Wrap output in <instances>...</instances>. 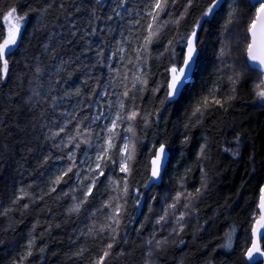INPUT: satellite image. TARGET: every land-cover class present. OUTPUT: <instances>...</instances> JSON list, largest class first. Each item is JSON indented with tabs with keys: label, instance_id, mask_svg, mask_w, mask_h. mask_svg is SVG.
<instances>
[{
	"label": "trees",
	"instance_id": "obj_1",
	"mask_svg": "<svg viewBox=\"0 0 264 264\" xmlns=\"http://www.w3.org/2000/svg\"><path fill=\"white\" fill-rule=\"evenodd\" d=\"M61 2L68 4L70 0H55L52 8L41 12L46 0H0V13H6L11 7H16L18 13L32 9L25 21L26 27L22 29V47L10 61L11 79L0 84V123L3 125L0 127V145H5L0 149L3 152L0 159V209L7 213L0 215V264H91L104 248L102 237L107 238V233L79 234L87 232L93 223L100 226L106 222L105 213L110 210L101 206L110 196L106 190L110 187L108 177L119 179L125 175L111 167L106 169L105 176L97 182V188L79 214L69 216L67 211L82 198V190L77 188L75 178L65 177L66 182L57 185L56 192L39 199L40 195L50 191L52 180L68 163L54 158L64 153L48 139L44 124L52 127L53 120H71L68 130L73 131L76 120L94 113L101 100L100 92L103 86L109 85V76L112 75L107 68L95 67L89 71L86 67L92 64L95 53L81 55L84 43L79 36L75 39L70 36L66 14L55 6ZM183 2L180 0L175 5L171 17L167 14L161 17L162 20L168 18L170 22L150 46L148 85L139 94L137 103L142 112L159 111L160 122H156L155 116L150 117L152 123L147 128L139 118L134 122L139 127L134 137L136 154L130 165L132 173L127 177L130 185L127 215L121 224L120 238L105 264H146L148 255L152 264H246L242 250L247 247L251 218L258 213L256 205L260 189L264 187V108L254 103L253 93L254 83L260 77L248 67L245 52L249 0H236L240 5L236 10L238 19L227 29L224 25L228 5L233 0H223L215 15L203 20L200 17L210 0H196L177 25L171 20L181 14ZM113 3L115 0H106L107 7L100 9L101 19L94 21L93 27L98 31L114 30L86 37L94 45L103 47L106 56L115 47L114 42L122 39L121 31L133 37V47L136 46V32L141 36L146 34L141 27L147 23L146 19L137 26L126 24L119 18L107 21L105 17L111 12ZM127 7L132 11V15L126 18L128 21L138 19L137 13H144L141 0H129ZM86 16L87 13H83L73 17L77 28H88ZM198 20L202 27L198 36L203 43L198 46L200 55L192 81L178 100L161 104L167 76L164 69L171 56L167 41L180 40L192 31ZM4 28L0 16V30ZM70 39L73 40L71 44L68 43ZM108 41L113 43L110 45ZM46 43L49 45L47 51L44 49ZM221 48L225 49L223 56ZM176 50L180 51V45H176ZM77 56H80L79 60H76ZM72 60L75 63H65ZM26 62L31 65V70ZM112 64L116 68L122 67L119 60H113ZM37 66L39 73L35 72ZM233 73L239 75L235 99L223 108L210 103L202 116L193 117L192 112L198 102L209 96L213 87L217 88L215 95L218 98L231 94L228 77ZM96 79L101 87L96 89V96L92 98L88 93ZM58 80L60 83H56ZM157 87L159 91L153 94L152 89ZM75 89H80L83 94L65 95ZM116 91L120 89L117 87ZM33 92L39 95H33ZM29 97L31 103H25ZM111 99L116 100L117 97L112 96ZM88 104L92 105L91 109L86 107ZM65 112H78L79 116L72 120L61 115ZM120 134L125 136L123 130ZM237 136L240 154L233 158L223 149L234 148ZM160 143L167 145L170 160L162 185L146 190L142 185L149 175V157L155 151L152 145ZM201 147L205 148L203 156L200 155ZM49 154L53 159L43 163ZM79 158L78 153V162ZM181 178L186 192L195 193L202 182L207 184V188L191 201L194 213L186 218L183 232L174 234L167 225H156L155 220L177 194ZM21 187L37 197L35 203L21 200L17 205L12 204ZM137 191L141 196L138 208L134 207ZM24 203H29L27 210L20 208ZM91 212H96L95 217L90 215ZM57 223L59 228L55 227ZM168 223L175 226L171 216ZM47 224L53 225L51 232L45 231ZM232 229L233 246L228 250L222 245L226 242V233ZM30 233H43V239L37 235L32 256H26L25 246ZM74 235L79 236L75 242L72 239ZM157 240H165L166 243L162 248L156 246L154 249ZM42 244L47 245L43 254L36 250ZM78 247L85 249L82 256L76 255ZM20 257L26 258L20 260Z\"/></svg>",
	"mask_w": 264,
	"mask_h": 264
},
{
	"label": "snow or ice",
	"instance_id": "obj_2",
	"mask_svg": "<svg viewBox=\"0 0 264 264\" xmlns=\"http://www.w3.org/2000/svg\"><path fill=\"white\" fill-rule=\"evenodd\" d=\"M144 6V13L140 15L137 13L138 19L128 21L126 18L132 15V11L129 5V0H115V3L111 6V12L105 17L107 21L116 20L119 18L121 21L130 23L133 26L141 25L142 20H147L145 25H141L145 35L141 36L137 31L135 35L136 46L133 47V37L125 35L124 31H121L119 35L122 39L115 41V47L105 55L103 47L96 46L91 40L86 39L89 36H98L100 32L107 31L112 32L113 28L100 29L93 27V22L100 20L101 16L98 14L100 9L107 7L106 0H70V3L66 4L61 2L55 6L66 14L65 19L69 21V34L75 39L79 36V39L83 41L84 47L81 49V55H86L89 52L94 51L95 56L91 65L86 67L91 71L92 68L101 67L107 68L112 74L109 76V85L103 86V91L100 92L101 100L97 103L94 113L91 116L85 115L76 120L79 116L78 112L75 113H61L65 117H71L72 120H76L73 131L69 132L68 124L71 120L59 121L53 120L51 122L52 127L47 123L44 124V128L47 130L48 139L54 141L53 146L64 153L62 156L54 157L58 160H66L68 163L58 171V174L50 185V191L45 192L39 196L42 200L44 195L56 192V186L61 182H66L65 177L69 179L75 178L77 188L82 190V198L71 206L67 211L71 216L73 213L79 214L84 204L88 203V197L93 195V190L97 188V182L101 177L105 176V170L109 167L113 171H118L125 174L122 178L108 177V183L110 187L106 190L110 192V196L106 199L102 208H107L110 211L105 213L106 222L100 226L95 223L87 230V232L81 231L80 236L84 235H97L107 233V238L104 239V248L100 254L91 262V264H105L106 258L110 255V251L113 248L115 242L120 238V228L124 216L127 215V196L129 193V183L127 177L131 175V164L134 161L136 154V143L134 137L137 135V128L139 125L134 123L139 118L143 122V127L147 128L152 123L150 117L155 116L156 122H160L159 111H141L139 104L137 103L140 98L139 94L142 93L148 85L149 77V65L148 60L150 57V46L154 41H157L161 32L169 24V19H161L162 16L167 14L168 17L172 15V9L180 0H141ZM196 0H184L181 4V14L174 17L171 22L179 24L184 19V14L187 13ZM55 0H46V4L41 6L40 11L46 12L53 7ZM223 0H210L209 6L204 10L200 20L205 17H212L215 15V9L222 6ZM99 6V7H98ZM229 12L226 18L224 28L227 29L236 19L238 15L236 10L240 7L236 0H233L228 5ZM247 7L249 11V22L245 26L246 31V57L250 63L248 67L256 72L260 79L254 83L253 93L255 100L259 102L261 107H264V0H249ZM71 8V11H69ZM31 8L17 12L16 7H11L6 13H0L2 16L4 30H0V84H5L6 81H10V61L13 56L22 47V29L26 27L25 21L28 19ZM87 13L85 17L88 28H77L76 17L78 14ZM90 29V30H89ZM133 29H130L132 31ZM202 30L199 20L195 23L190 33L182 36L180 40L169 39L167 41V50L170 51L171 56L168 65L164 71L167 73L166 83L163 85L165 94L164 98L160 101L161 104H165L169 101L175 100L181 95L182 90L188 83L193 65L196 64V57L198 54V46L203 43L199 38L198 32ZM72 39L68 40L71 44ZM112 41H108V44H112ZM176 45H180V51L177 52ZM44 49L49 50V45L44 44ZM221 56L225 54V49L221 48ZM177 57L179 59L177 60ZM35 59V57H33ZM80 56L76 57L79 60ZM119 60L121 68L113 66L112 61ZM65 63H75L72 61H65ZM27 65V62H26ZM31 70V65H27ZM131 66V67H129ZM39 67H35V72L39 73ZM231 86V94L218 98L215 93L216 87H213L209 93V96L204 97L198 102L194 111L193 117H199L203 115V112L207 109L209 104L225 107L235 99L236 86L239 82V75L233 73L228 77ZM87 83V78L85 80ZM60 83V81H56ZM99 80H95L93 88L89 89V97L94 98L96 96V89L100 88ZM120 91H116V88ZM111 89V90H110ZM159 91V88H153L152 92L155 94ZM83 93L80 89H75L72 93L66 92L65 95L81 96ZM33 95H39V93L33 92ZM116 96V100H112L111 97ZM211 98V100H210ZM25 103H31V97L25 101ZM79 103V102H78ZM55 107V105H53ZM88 109L92 108L91 104L86 106ZM0 123V127H2ZM95 126V127H93ZM120 130L126 134L121 137ZM59 139L57 140V138ZM117 142L120 147L117 148ZM234 148L226 147L223 149L225 152H229L233 158H238L240 152V139L237 136L233 142ZM5 148V145H0V149ZM152 148L155 151L149 157V163L147 171L149 173L146 178V182L142 187L147 188L149 184L162 179V174L166 171V165L169 162V150L165 143L159 145L153 144ZM71 149V151H67ZM79 153V162H78ZM205 148H200V155L203 156ZM3 157V152L0 151V159ZM49 159H53L51 154L43 159V163H47ZM75 169V172H74ZM72 174L71 176L69 174ZM207 188V184L202 182L201 187L197 188L195 193L186 192L184 190L183 178L180 180V189L173 197L172 202L167 204L163 213L155 220L156 225H167L171 233L179 234L183 232L185 227L186 218L190 217L194 213V207L191 201L203 194V191ZM19 194L16 195L12 204L17 205L21 200H30L33 203L36 202L37 197L28 192L25 187H21L18 190ZM141 196L137 191L134 207L140 206ZM185 201L181 203V201ZM258 213H254L251 218L250 238L246 241L247 247L242 250V256L246 264H264V187L260 189V196L256 205ZM20 208L27 210L29 203L20 205ZM7 213L0 209V215H6ZM90 215L95 217L96 212H91ZM172 218V224H169V217ZM131 223V221H129ZM39 223V222H38ZM53 225L47 224L45 226L46 232H51ZM55 227L59 228L60 224L57 223ZM126 227V225H125ZM142 228L143 225L141 224ZM36 225H33V232H35ZM234 229L226 233V242L222 245L228 250H231L233 246L232 236ZM37 235L43 239V233L33 235L29 234L26 243V256H32L33 249L36 248ZM73 241L79 239V236L74 235ZM149 245L152 241H148ZM156 246L162 248L165 240H157ZM39 253L43 254L47 250V245L42 244L38 249ZM85 249L78 247L76 252L77 256H82ZM26 257H20L23 260Z\"/></svg>",
	"mask_w": 264,
	"mask_h": 264
},
{
	"label": "water",
	"instance_id": "obj_3",
	"mask_svg": "<svg viewBox=\"0 0 264 264\" xmlns=\"http://www.w3.org/2000/svg\"><path fill=\"white\" fill-rule=\"evenodd\" d=\"M199 55H200V51H199V48H198V54H197V57H196V61H197V62H198ZM246 61H247V57H246ZM197 62H196V64L193 65V69H192L191 77H190L188 83L186 84L185 88H186V87L191 83V81H192V78H193L194 72H195V70H196ZM247 63L249 64L250 62L247 61ZM185 88H184V89H185ZM184 89H183V90H184ZM183 90H182V92H183ZM182 92H181V94H182ZM180 96H181V95H180ZM180 96H178L175 100H173V101H169V102H174V101L178 100V98H179ZM169 160H170V153H169ZM168 163H169V162H168ZM167 165H168V164H167ZM167 165H166V167H167ZM164 174H165V172L162 174V179H161L160 181H155V182H153L152 184H149L148 187L146 188V190H149L152 186H161L162 183H163V177H164ZM258 211H259V210H258Z\"/></svg>",
	"mask_w": 264,
	"mask_h": 264
},
{
	"label": "rangeland",
	"instance_id": "obj_4",
	"mask_svg": "<svg viewBox=\"0 0 264 264\" xmlns=\"http://www.w3.org/2000/svg\"><path fill=\"white\" fill-rule=\"evenodd\" d=\"M217 9H218V8H217ZM217 9H215L214 11H216ZM232 59H233V58H232ZM228 69H229V68H228ZM254 103H255L257 106H260L258 101L255 100ZM260 107H261V106H260ZM263 108H264V107H263ZM125 135H126V134H125ZM155 248H157L156 245H155L154 249H155ZM149 253H150V252H149ZM146 264H152V263L149 261V255H148L147 259H146Z\"/></svg>",
	"mask_w": 264,
	"mask_h": 264
}]
</instances>
